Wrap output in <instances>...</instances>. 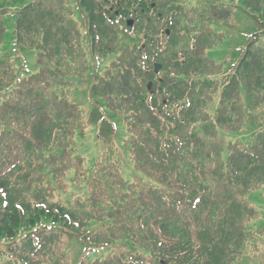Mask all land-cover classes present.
I'll use <instances>...</instances> for the list:
<instances>
[{
	"label": "trees",
	"instance_id": "16d2710c",
	"mask_svg": "<svg viewBox=\"0 0 264 264\" xmlns=\"http://www.w3.org/2000/svg\"><path fill=\"white\" fill-rule=\"evenodd\" d=\"M158 1L0 0V232L13 242L7 264H75L72 236L84 251L77 264H252L260 255L246 196L264 180V128L244 146L218 132L236 124L237 104L264 120V51L256 48L264 30L232 53L238 64L220 92L225 111L214 118L204 100L217 94L209 92L217 74L203 68L215 66L206 54L210 39L200 33L190 56L178 51L173 31L183 5ZM205 5L218 25L233 8L264 24V0ZM74 92L85 97L88 114ZM92 125L104 146L88 173L78 150ZM120 128L122 148L114 142ZM125 157L141 174L132 183ZM36 224L14 244V231Z\"/></svg>",
	"mask_w": 264,
	"mask_h": 264
},
{
	"label": "rangeland",
	"instance_id": "374dc122",
	"mask_svg": "<svg viewBox=\"0 0 264 264\" xmlns=\"http://www.w3.org/2000/svg\"><path fill=\"white\" fill-rule=\"evenodd\" d=\"M31 1V0H29ZM206 0H180L181 5H183L184 13H182L181 17H179V20L176 19V22L178 23V27L174 29V33L179 38L178 47L182 49H178V51H182L183 53L190 56L192 49H190L188 46L192 45L193 42H195L196 38L195 35H199L200 33H205L207 38L210 39V43H208L206 46H210L209 49L207 48L206 54L209 59L213 62V68H209V64L203 66L204 71H210L209 75L211 74H217L215 76V85L212 84L210 86V93H217L215 95H212L213 97L207 98L205 96L204 100H206V111L207 113L214 118L218 117V114H222L221 112H224L222 106L220 107L221 102V95L220 92L222 91V87H224L227 83V81L231 78V75L233 72H235L233 69H230L232 65L234 64L235 67L238 64V60L233 61V52L240 49L241 52L238 53L240 55L243 52V49L245 48L246 44L252 39V33L259 31L262 33L264 30V24L261 19L258 18H251L249 14L243 15L239 14L243 11L241 8L239 10L230 9L229 12L231 14L230 19L225 22H223V25H218L216 22H212L209 19V16H206L207 14L211 15L212 12L208 11L207 6L205 5ZM221 3H224L225 5H228L230 3V0L224 1L220 0ZM97 3H102V0H97ZM162 3L165 5L167 3V0H159V4L162 5ZM72 5L75 6V2L72 1ZM153 7H155L153 5ZM75 8V7H74ZM181 8V11L182 9ZM174 9V6H173ZM199 9L202 11L199 12ZM217 10V8H216ZM199 13H203V16ZM221 13H224L221 11ZM238 13L237 18H235V14ZM200 19H203L204 26L201 27V25H198V22ZM173 28V27H172ZM183 30V31H182ZM180 31L184 33H180ZM191 32V35L186 38V40H182L181 37H183L182 34L185 35L188 34V32ZM230 35H234V38H232ZM244 36V39H241V37ZM192 38L190 42H187V39ZM194 38V39H193ZM229 38V40H226ZM173 39H176L173 36ZM212 40H223L222 43L219 45H215ZM188 44V45H187ZM205 46V48H206ZM256 48H261L262 51H264V37L260 38L259 42L256 44ZM175 50V49H174ZM179 52V53H182ZM26 55V54H22ZM169 53H165L163 57L168 56ZM110 59V58H107ZM24 61L26 63L27 69L29 71H33V60L31 57H24ZM105 62L103 64V68L108 66L110 63ZM190 65H194L193 59H189ZM231 66V67H230ZM208 67V68H207ZM233 70V71H232ZM233 93V92H232ZM240 95L244 98V101L248 99V95L245 93L244 88H240ZM74 103L79 105L81 110L85 113H89V109L86 108V102L85 97L83 95H80L74 92ZM254 103L258 102L259 97L255 95ZM234 100V99H233ZM263 99H260V104L263 103ZM235 104V102H234ZM258 106V105H256ZM254 107V106H253ZM222 108V109H221ZM262 109H264V103L262 104ZM223 120L227 121V118L225 115H222L221 117ZM233 120L236 124H233V126L230 128V131H219L218 134L220 137L227 139L228 141L233 143L234 145L240 144L242 146L248 144L251 142V139H253V134L257 133L261 130V128H264V120L260 113V111H251L244 107V114L241 113V109L239 108V104L236 105V115L233 116ZM223 129H227V127H223ZM99 131L97 125H92L87 133L86 137L84 139V142L80 145V148L78 150L80 156L84 158L86 170L88 173H91L95 162L97 160V157L101 153V149L104 146V143L99 141ZM125 131L124 129L120 128L118 130V133L114 139L115 145L119 148H122L123 141L125 139ZM250 137V138H249ZM80 143V142H79ZM222 154V160L224 162H227L228 159V151H227V143H225V146L222 145L221 147V153ZM125 155V153H124ZM264 156V154H263ZM123 174L124 178L128 183H132L134 180L139 179L141 177V174H139L135 169L132 168L131 164L127 161L125 157L124 167H123ZM263 185V186H262ZM75 188L72 186L69 190L70 193L74 192ZM63 198H66L62 196ZM246 198L249 199V201L255 206L256 210V216L254 217V221L248 225V229L252 232L254 231L256 234H261L260 237L256 239L254 247H256V250L259 251L260 255L258 258L250 259L249 262L252 264H264V180H259L257 188L251 192L249 195L246 196ZM38 225L36 224L34 227H26L23 229H19L17 231H14L16 236H14V244H20V242L28 237L31 236L32 231L36 229ZM248 232V231H246ZM6 231L0 232V254L3 255V257L0 259L1 264H7V255L8 252H10L9 247L11 245V240L7 237ZM73 238H70L69 240L72 241L70 244L67 245L72 246L70 250V257L74 260V263L77 264L83 256V249L81 248L80 240H76L78 238H74L75 236H72ZM73 239L76 241H73ZM13 244V245H14ZM12 245V246H13ZM252 253V249L250 251ZM92 260V259H90ZM16 264H19L18 261L15 262Z\"/></svg>",
	"mask_w": 264,
	"mask_h": 264
},
{
	"label": "water",
	"instance_id": "95a60500",
	"mask_svg": "<svg viewBox=\"0 0 264 264\" xmlns=\"http://www.w3.org/2000/svg\"><path fill=\"white\" fill-rule=\"evenodd\" d=\"M132 23H128V26H131Z\"/></svg>",
	"mask_w": 264,
	"mask_h": 264
}]
</instances>
